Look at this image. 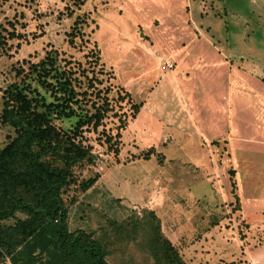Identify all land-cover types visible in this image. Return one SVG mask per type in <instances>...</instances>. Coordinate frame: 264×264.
<instances>
[{
	"label": "rangeland",
	"instance_id": "374dc122",
	"mask_svg": "<svg viewBox=\"0 0 264 264\" xmlns=\"http://www.w3.org/2000/svg\"><path fill=\"white\" fill-rule=\"evenodd\" d=\"M49 50L88 92L80 114L111 106L78 135L94 162L63 188L71 230L111 264H157L143 229H116L129 219L157 222L186 264H264V0H0V149L17 133L4 91Z\"/></svg>",
	"mask_w": 264,
	"mask_h": 264
},
{
	"label": "trees",
	"instance_id": "16d2710c",
	"mask_svg": "<svg viewBox=\"0 0 264 264\" xmlns=\"http://www.w3.org/2000/svg\"><path fill=\"white\" fill-rule=\"evenodd\" d=\"M73 27L80 31L79 20ZM20 72V82H13L3 94V121L17 133L0 149V264H111L104 244L91 232L69 228L62 195L72 167L94 162L91 147L78 137L81 127L96 129L103 124L110 102H93L94 111L85 109L80 114L77 108L88 92L77 90L81 86L74 71L58 64L55 50L30 64L27 72L24 68ZM32 75L35 78L28 79ZM36 75L37 82L50 91L52 101L33 87ZM133 105L137 113L140 104ZM71 116L79 117L71 130L55 123V119ZM107 136L108 141L114 138ZM96 178L85 180L83 189L91 187ZM140 221L129 219L116 229L131 231L134 240L143 229L137 247L146 249L157 264H186L157 222Z\"/></svg>",
	"mask_w": 264,
	"mask_h": 264
},
{
	"label": "built area",
	"instance_id": "2783aa9c",
	"mask_svg": "<svg viewBox=\"0 0 264 264\" xmlns=\"http://www.w3.org/2000/svg\"><path fill=\"white\" fill-rule=\"evenodd\" d=\"M166 63H167V65H168L169 67H172V66H173V63L170 62V61H166Z\"/></svg>",
	"mask_w": 264,
	"mask_h": 264
},
{
	"label": "crops",
	"instance_id": "0c3cea01",
	"mask_svg": "<svg viewBox=\"0 0 264 264\" xmlns=\"http://www.w3.org/2000/svg\"><path fill=\"white\" fill-rule=\"evenodd\" d=\"M246 100H247V101H250L248 96H247Z\"/></svg>",
	"mask_w": 264,
	"mask_h": 264
}]
</instances>
